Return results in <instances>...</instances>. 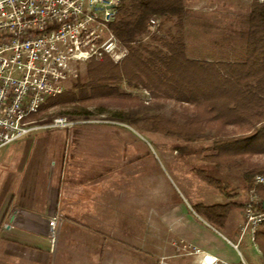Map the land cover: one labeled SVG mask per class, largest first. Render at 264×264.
Returning a JSON list of instances; mask_svg holds the SVG:
<instances>
[{"label":"rangeland","instance_id":"obj_1","mask_svg":"<svg viewBox=\"0 0 264 264\" xmlns=\"http://www.w3.org/2000/svg\"><path fill=\"white\" fill-rule=\"evenodd\" d=\"M253 1L187 0L183 34L188 60L212 63L242 60L246 53V16ZM153 17L159 21L156 33L160 36L168 38L177 34L173 21L165 16ZM87 67L84 66L77 77L63 80L61 93L47 98L43 106L55 107L41 115L42 121L53 122L59 117L70 124L65 127L70 131L54 136L55 130H43L29 134L19 142L28 140V148L39 151L44 160L51 154L64 156L69 164L65 191L70 189L69 182L73 177V185L77 187L74 190L78 194L83 191L85 199H101L95 205L98 207L91 208L94 216L83 222L93 242L123 244V264H173L181 252L178 249L180 239H189L180 231L181 224L187 225L190 219H197L193 206L226 201L224 194L209 185L204 176L220 180L226 190L239 193L238 200L241 201L242 193L246 192L242 173L204 160L207 155L204 149L211 140L185 142L179 136L153 130L150 121H134L144 115L146 118L162 116L180 125L186 123L180 103L152 99L143 86L128 88L125 84L120 85L123 91L119 97L130 93L145 102L143 107L126 109L128 119L125 121L110 119L124 111L117 101L105 105L104 114H100L101 105L107 103L105 97L79 99L83 92L88 96L94 93L87 77ZM85 101H93L87 106V110L93 113L89 120L79 116L84 113L82 109L86 103L82 102ZM133 109L140 110V113L136 116ZM77 121L88 123L75 125ZM35 139L38 141L34 144ZM15 145L0 150V207L4 202L5 178L8 176L4 157ZM47 163L45 161L43 165L46 171L43 179L49 170ZM131 215L135 217L134 221ZM195 231L199 238L206 240V246L201 249L213 250L218 258L230 263H241L237 251L207 225L198 222ZM132 234L136 237L132 238ZM259 250V246L252 244L248 237L240 245V251L250 264H264ZM107 258L119 259L115 254H108Z\"/></svg>","mask_w":264,"mask_h":264},{"label":"trees","instance_id":"obj_2","mask_svg":"<svg viewBox=\"0 0 264 264\" xmlns=\"http://www.w3.org/2000/svg\"><path fill=\"white\" fill-rule=\"evenodd\" d=\"M186 1L122 0L110 28L128 49V55L121 65L110 58L99 65H88L87 77L94 93L88 96L83 92L79 99L105 97L107 103L101 105L100 114H104L105 105L119 102L124 111L110 119L120 121L128 119L126 109L145 106L130 93L119 97L123 91L120 85L143 86L155 100H175L183 106L184 125L162 116L139 115L134 121H150L153 130L179 136L185 142L211 140L204 149V160L241 171L245 188L250 190L255 187V178L264 176V1L254 0L246 16L244 58L219 63L188 60L183 34ZM153 16L173 21L177 34L164 38L156 33L144 43ZM88 102L93 101L82 102L86 103L84 113L79 115L84 120L93 115L87 110ZM133 112L137 116L140 110ZM204 179L224 194L226 201L196 204L193 211L215 229L223 230L230 217L243 209V203L238 200L239 193L226 190L220 180L207 175ZM256 191L264 208V184L256 186ZM261 227L255 242L264 256V224Z\"/></svg>","mask_w":264,"mask_h":264},{"label":"built area","instance_id":"obj_3","mask_svg":"<svg viewBox=\"0 0 264 264\" xmlns=\"http://www.w3.org/2000/svg\"><path fill=\"white\" fill-rule=\"evenodd\" d=\"M121 2L0 0V150L35 131L70 125L59 117L48 125L41 119L55 107L43 108L47 98L61 93L63 80L77 77L84 66L99 65L106 58L121 65L128 49L110 28ZM158 26V19L152 17L144 43ZM254 184L243 196L238 239L225 238L238 253L241 263L237 264H249L240 245L246 237L255 245L264 224V208L256 191V186L264 184V176H257ZM58 220L55 215L47 223L50 239L57 236ZM179 244L181 252L173 264H234L201 250L195 242L180 239Z\"/></svg>","mask_w":264,"mask_h":264},{"label":"crops","instance_id":"obj_4","mask_svg":"<svg viewBox=\"0 0 264 264\" xmlns=\"http://www.w3.org/2000/svg\"><path fill=\"white\" fill-rule=\"evenodd\" d=\"M51 122L42 121L43 125ZM74 123L78 125L88 121ZM43 130H55L54 136L61 134L62 131H70L69 128L57 127L44 128L33 133ZM20 140L10 145H15ZM37 141L38 139H35L34 144ZM28 145V140L19 142L4 157L3 164L8 176L5 178L7 184L4 202L0 207V264H123L122 258L125 253L123 244L107 245L105 241L99 244L97 241L93 242L90 232L83 223L94 216L91 208L101 199H85L83 191L79 195L74 190L77 187L73 185V177L69 182L70 189L65 191L67 188L65 176L69 164L66 163L64 156L56 153L46 156L44 160V156L39 151L29 149ZM45 161L49 165V170L43 179L46 172L43 166ZM68 191L66 195L65 192ZM243 195L242 193L241 203H243ZM55 215L59 216L57 236L55 239H50L47 235V223ZM196 216L197 219H190L187 225L182 223L180 231L189 238H183L184 240L195 242L201 249L206 246L204 242L206 240L198 237L195 224L200 222L209 228L211 225L199 215ZM122 217L123 215L120 219ZM131 220H135L133 215ZM242 220L241 209L230 217L228 225L223 230H217L213 226L214 229H210L229 244L225 238L230 241L238 239ZM260 230H263V227H260ZM133 235L132 238L136 237ZM80 238L83 240L81 241ZM92 243L98 246H93ZM201 250L216 256L213 250L207 248ZM259 252L262 255L260 250ZM108 254H115L119 259L108 260Z\"/></svg>","mask_w":264,"mask_h":264}]
</instances>
